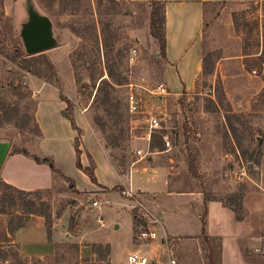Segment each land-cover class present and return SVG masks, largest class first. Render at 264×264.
<instances>
[{"label": "rangeland", "instance_id": "1", "mask_svg": "<svg viewBox=\"0 0 264 264\" xmlns=\"http://www.w3.org/2000/svg\"><path fill=\"white\" fill-rule=\"evenodd\" d=\"M25 1L0 0V140L11 142L10 153L30 148L41 155L38 146L34 147L39 128L31 124L24 130L20 127L35 115L36 96L56 98L60 91L72 103L73 111L84 114L121 178H131L137 170L135 190L149 187L152 175L148 169L156 163L169 167L180 190L202 191L211 198H224L243 187L245 193L264 188V0L208 7L203 49L210 58V73L199 78L190 95L169 90V95L161 98L149 92L167 83L165 59L151 35L152 10L148 5L129 0H33L51 19L58 40L56 48L35 55L44 56L54 66L58 82L50 84L31 72L30 56L19 38L20 25L27 17ZM109 67L114 73L111 79ZM103 79L112 86L105 85L106 90L100 92ZM42 82L47 86L40 89ZM130 85L142 87L138 93L144 112L161 119L163 129L155 134L167 135L171 143L170 148L163 147L164 153L145 159L137 156L138 150L148 151L150 129L145 114L135 116L128 111ZM59 143L66 152L68 142ZM94 151L101 161L98 150ZM243 167L246 178L240 176ZM102 174L106 183L117 180L107 170ZM74 180L85 189L90 187L86 179L78 176ZM113 191L77 195L69 182L56 178L51 190L35 191L25 198L24 205L12 207L3 199L7 191L2 188L0 264H106L99 262L102 255L81 259L80 244L76 243L79 235L83 244L93 241L111 246L114 261L126 264L138 241V232H134L138 204L146 206L147 199L126 197L123 186ZM93 202L99 206L94 207ZM45 210L53 222L63 218L60 223L64 226L59 227L63 238L68 224L72 236L60 244L58 255L19 261L17 254L26 258L12 242L8 227L20 222L28 226ZM99 220H104V225ZM165 244L172 250L175 264H210L208 252L200 248L207 251L208 242L200 246L196 240L167 238Z\"/></svg>", "mask_w": 264, "mask_h": 264}, {"label": "crops", "instance_id": "2", "mask_svg": "<svg viewBox=\"0 0 264 264\" xmlns=\"http://www.w3.org/2000/svg\"><path fill=\"white\" fill-rule=\"evenodd\" d=\"M129 1L136 4H148L152 0ZM155 1L165 3L167 40L163 70L165 82L171 93L181 95L182 92H186L187 95H190L195 89L197 81L203 75L204 4L207 2L240 3L248 0ZM41 85L40 89L47 86L43 82ZM36 97L38 104L35 118L40 137L34 147L38 146L41 155L34 154L30 148H26L31 155L52 158L57 170L65 178L75 183L77 193H74L77 195L83 193L108 194L114 192L115 188L123 186L127 191H132L133 195H138L140 200L142 197L147 199L146 206L139 203L143 205V208H139V213L135 215L134 232L149 228L156 231L161 239L152 241L137 239V242L135 240L136 245L133 244V251L129 254L126 264H129L131 255L146 257L149 259V264H171V260L175 261V259H173L172 250L165 244L167 238L172 241L196 240L200 246L203 241L208 242L207 251L200 247L201 251L208 252V255L211 252L217 254L219 264H264V188L258 187L257 190L245 194L242 201L246 213L244 220H238L235 212L225 206L223 199L227 196L214 198L206 203L204 192L193 189L180 190L179 183L172 181L167 165L158 163L153 165L148 169V173L152 175V178L149 179L152 180L149 187L135 190L133 179L137 170H133L131 178L122 179L108 160L91 125L84 119V114L82 115L77 109H74L76 125L82 131L81 163L84 168H88L91 166L89 156L92 158L98 182L95 185L90 181L88 175L76 166L75 139L78 134L73 129L71 122L64 116L67 103L63 101L61 92L59 91L56 98L50 99L44 96L39 99L38 96ZM63 141L68 142L66 152L63 151L64 149L59 143ZM147 141L149 142L148 138ZM150 143L151 141L148 149H150ZM94 149L100 153L101 161L98 160ZM164 152L156 151L152 155ZM149 159L151 160L152 157ZM103 170L113 173L117 180L113 183H106L105 180H102ZM140 173H146V171H140ZM78 176L82 180L90 181V187L85 189L77 183V180L74 179ZM0 179L26 192L51 190L55 183L54 174L48 165L37 164L32 158L15 153H9L5 159L0 170ZM205 210L207 211V240L203 239L202 235V216ZM62 220L63 218L57 217L53 222L51 240L48 238L45 218L42 216L36 217L30 225L18 229L13 235V242L19 247L21 256L25 258L55 256L58 246L72 236L70 231L68 232L70 224L64 221L68 224V228L64 238L62 237L59 228L60 225L64 226L60 223ZM99 223L104 225V220H99ZM76 243L80 244L81 259H93L99 256L93 251V245L108 246L105 243L93 241L83 244L85 242H82L80 235ZM213 243L216 246L213 247ZM99 262L119 264L113 259L111 246L109 256L106 258L102 255Z\"/></svg>", "mask_w": 264, "mask_h": 264}, {"label": "trees", "instance_id": "3", "mask_svg": "<svg viewBox=\"0 0 264 264\" xmlns=\"http://www.w3.org/2000/svg\"><path fill=\"white\" fill-rule=\"evenodd\" d=\"M218 4H219V2H216V3L207 2V3H205L204 4V15L206 16L208 7L216 6ZM146 5H148L152 10L151 11V17H150L151 18V22H150L151 35L160 44L161 55L164 59H166L167 40H166L165 3L152 0L151 2H149ZM104 43H105L104 44L105 49H108L106 39L104 40ZM97 44L99 45V43H97ZM17 55H19V53ZM27 63L29 64V67L32 68L31 72L36 77L43 78V79H45V81H47L50 84L58 82L54 66L46 58H44V56H42V55L30 56L29 58H27ZM209 65H210L209 55L208 56L205 55L204 51H203V74L210 73L211 68ZM47 73H48V75H47ZM108 75H109L110 79L113 78L114 73H113V69L111 67H109ZM101 85L99 87L100 92L106 90V88H104L105 85L106 86L108 85L109 88L112 86L106 79H103L101 81ZM63 101H66V103H67V109L64 111V116L71 122L73 129L76 130L77 134H78V137L75 139V150H76V155H77L76 166L79 170L83 171L85 174L88 175L90 181L93 184L97 185L98 182H97V178L95 176V164L92 162V158L89 156L91 166L88 168H84L82 163H81L82 152H81L80 148H81L82 131L76 125L74 115H73L72 103L69 100H66L65 98H63ZM9 121H11V118H9ZM29 124L33 125L35 128L36 127L38 128L35 115L30 116L26 120V124L21 126L20 128L22 130H24L29 126ZM163 136H164V134H162L161 132L159 134H154L152 136V140L150 143L151 153H154L155 151H164L165 150V148H163V147H165V142H164ZM15 154H23L27 157L32 158L37 164L48 165L50 167V169L52 170L55 179L56 178H62L64 181L69 182L70 183V189L73 192L77 193L75 183L72 180L65 178L62 175V173L59 170H57V168L55 167L54 160L52 158L39 157L36 155H31L26 149L16 150ZM2 188H5V190L7 191V195H5L3 199L6 200V203H10L12 207L24 205L26 202L25 198L32 195V193H33V192H26V191L20 190L16 187H13V186L5 183L4 181L0 183V190ZM115 189H119V188H115ZM245 192H246V188L243 187L239 192H235L231 195H228L225 199H223V203L225 204V206H227L228 208L233 210V212H235L238 220H244L246 218V213L244 211L243 204H242L243 198L246 194ZM212 199H214V198H211L210 196L205 194V202L206 203H208ZM19 200L22 201L23 203H20ZM31 205L33 208H35V206H36L35 203H32ZM42 206L44 207L45 204H42ZM28 213H29V215L35 214L34 212H28ZM206 215H207V211L205 210V213L202 216V235L205 238V240H207V237H206ZM41 216L45 218L48 238H49V240H51L52 239V228H53L52 216H51V214H49V212L47 210H45L41 214ZM26 226L27 225L24 224L23 222H20L18 224H12L11 226L8 227V233L13 237L14 233L18 229L24 228ZM12 242H13V239H12ZM102 250H103V254H101ZM93 251L98 255L106 256V258L110 254L109 246L102 247V246H98V245H93ZM57 255H58V251H57ZM16 258L19 261H25V260L27 261L28 260L27 258L22 259L19 254L16 255ZM209 261H210V264H219V260H218V258L215 257V254L213 252H211V254L209 255Z\"/></svg>", "mask_w": 264, "mask_h": 264}, {"label": "water", "instance_id": "4", "mask_svg": "<svg viewBox=\"0 0 264 264\" xmlns=\"http://www.w3.org/2000/svg\"><path fill=\"white\" fill-rule=\"evenodd\" d=\"M26 19L19 28V38L28 56H35L58 46L54 26L51 19L42 14L33 0H26L24 4ZM11 142L0 140V170L10 153Z\"/></svg>", "mask_w": 264, "mask_h": 264}, {"label": "built area", "instance_id": "5", "mask_svg": "<svg viewBox=\"0 0 264 264\" xmlns=\"http://www.w3.org/2000/svg\"><path fill=\"white\" fill-rule=\"evenodd\" d=\"M131 57H132V60H134L136 58V51L132 53ZM254 73H256V72H254ZM130 87H131V90L127 96L128 111L130 114L135 115V116L141 115V114L146 115L147 123H148L149 129H150L148 134H147V138L150 142L152 139V136L155 133L162 131V129H163L161 119L159 117L149 113V112H144V110H143V108H144L143 98L138 93L139 89H142V87L141 88H138V87L134 88V85H130ZM149 92H151L152 95L158 96L160 98L169 95V89H168L167 85H165V84H160L155 90H151ZM163 139H164L166 147L170 148L171 143L169 142L167 135H164ZM136 154L141 159H145L149 155H152L150 149H148L147 152H145L144 150H138L136 152ZM240 176H241V178L247 177V172H246L245 167H243V169L240 171ZM123 195H125L126 197H133L134 198L132 191H123ZM92 205L94 207H98L99 203L93 202ZM138 207L143 208V205L138 204ZM137 239L140 241H152V240H158L161 238L156 231H153L149 228H146V229H142L138 232ZM129 264H149V259L146 257L138 256V255H131L129 257ZM171 264H175V261L171 260Z\"/></svg>", "mask_w": 264, "mask_h": 264}]
</instances>
